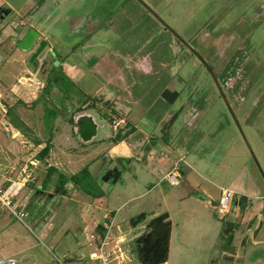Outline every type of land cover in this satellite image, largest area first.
I'll return each instance as SVG.
<instances>
[{"label": "rangeland", "instance_id": "1", "mask_svg": "<svg viewBox=\"0 0 264 264\" xmlns=\"http://www.w3.org/2000/svg\"><path fill=\"white\" fill-rule=\"evenodd\" d=\"M250 1L0 0V185L8 177L26 178L11 197L21 218L0 208V257L95 264L86 237L114 216L109 237H121L126 263L138 264L132 238L140 224L132 229L129 221L145 211L170 221L164 264H210L214 258L217 264H264V95H249L254 85L264 88V19L261 25ZM30 29L39 35L23 50L16 40ZM40 42L44 48L35 58L31 52ZM242 45L250 58L225 86L226 61ZM56 53L73 67L78 93L92 95L72 101L93 118L90 142L60 111L54 120L45 116V100L56 106L58 93L61 107L66 101L64 92L44 86ZM141 56L149 59V73L134 65ZM164 87L180 89V99L164 105ZM190 98L197 110L183 108L162 135L167 142L160 140V125ZM122 126L135 130L114 144ZM48 140V155L39 158ZM100 154L131 156L134 168L111 185L99 182L104 193L98 197L66 182V196L50 201L43 218L35 216V187L49 166L69 176ZM173 172L176 183L169 179ZM56 181L53 173L42 189L52 190ZM226 191L233 199L244 196L243 205L231 203L226 212ZM227 249L235 251L232 258Z\"/></svg>", "mask_w": 264, "mask_h": 264}, {"label": "flooded vegetation", "instance_id": "2", "mask_svg": "<svg viewBox=\"0 0 264 264\" xmlns=\"http://www.w3.org/2000/svg\"><path fill=\"white\" fill-rule=\"evenodd\" d=\"M92 28L94 29L95 25ZM88 30H90V28H88ZM227 44L228 43L225 42L222 45V46H224L223 49H225V47L227 46V48L230 50L231 46H229V44L228 45ZM244 47H247V45ZM245 50L246 49H243V45H242L240 48H237L236 50L233 51V53L235 51H240L242 53L241 65H243V68L245 67V64H247V61L250 58L249 53L248 52L245 53ZM231 51H232V49H231ZM34 52H35V50L33 49V51L31 53H34ZM56 57H58V58H54L53 55L52 56L50 55V64H51L50 71L51 72H50V75L47 77V80H48V78H51V86L49 88L56 87L58 90L64 92L65 100H66L64 103L65 106L61 107V105H60L61 104L60 103L61 97L58 93H55L54 98H53V101H54L53 103L56 106H52L53 107L52 108L51 105H49V104H51V102H47L46 100L43 102V105L45 106V104H48L56 113L58 111H60L63 114V118L68 123H70L72 126L77 128L78 133L80 135L82 133V135L86 137L88 135V130L94 124L93 118L90 115L82 112V111L87 110V108L78 107V108L74 109L72 101H73V99H76L78 101V103H82L84 100L80 98L79 94L90 95V93H85V94H83L84 92L78 93V91H80V89H79V86L77 85V82H76L77 80H74L72 77L73 73H71L69 71H65V68H64L65 58L62 59L61 56L58 55V53H56ZM141 57L142 58H138V59L134 60L135 61L134 65H135L136 69L140 67V69L144 73H147V72L149 73L150 72V70L148 71L149 59L146 56H141ZM233 57L234 56L230 57L228 62L226 61V63H227L225 65V70L227 72L226 77L223 80H221L225 86H226V84H232V82L234 83L235 75L237 77V72L239 70V68L234 70ZM41 65H42V63H41ZM112 67L115 68L116 66H114L112 64ZM59 73H63L64 76L67 78L65 85L63 84V79H59L57 81L55 80V77H57L59 75ZM52 78H54V80H52ZM105 80L110 82L108 79H105ZM246 80H248V78ZM44 86H46V85H44ZM254 86L255 87L253 89H254L255 94H252V95H259L258 93L256 94V92L257 91L260 92L261 89L259 87L261 85L257 84ZM245 87L243 85L238 87V90L240 89V93H242L241 90L245 89ZM166 88L170 89V90H176L174 87H170V88L164 87L161 90V92ZM176 91H177V97L171 103L167 102L165 99H163L161 97V94H159L160 95L159 98H161L164 105L167 106L169 104H174L177 100L180 99V96H181L180 95V89H178ZM250 93H251V91L249 92V95H250ZM76 95L79 98H75ZM90 96H92V95H90ZM37 99H39V95H37V98L35 100H37ZM229 99L231 101L232 97H230ZM251 100H252V98H251ZM186 102L187 103L184 104L182 108H180L181 106L179 105L172 113H170L169 117L166 118L165 121L160 125L159 131L161 134H160L159 138H160V140H164L165 143L167 142V139L162 135L172 126L173 121L177 122L178 119H180V115L182 116L181 110L185 107H187V112L197 110V105L195 104V102H192L191 98L187 99ZM258 103L259 102H258V96H257V102H251L252 107L257 106ZM225 104L227 105L228 108L231 107L229 102L228 103L226 102ZM56 117H57V115L53 118V120ZM124 126H125V124H124ZM124 126L119 128L116 131L115 135L120 131L122 133L126 132L127 128H123ZM133 131H131V132H133ZM131 132L128 135H130ZM90 141H91V139L88 141H85V142H90ZM122 141H120V142H122ZM118 143H116V144H118ZM102 157H104V162H103L102 166L99 168L97 175L95 177L92 176L98 185H99V182L111 185L113 182H116L117 180H119L123 173H126L128 170H131L132 168H134L133 167L134 164L132 162L131 156H128V155H116L113 157H106L104 154H100L94 160H92L90 163H92V162H94L97 159H100ZM105 173H107V174L105 175ZM46 185H43V180H42V182L38 186L35 187L36 192H35L34 196L36 195L38 198H40L39 204L37 205V208L35 209V211H36L35 216H37L38 218H43V215L46 213L45 208L50 201H52L53 199L56 200L57 196H60V195L65 197L67 194L65 191V185L61 186V185L57 184V181L55 182L52 190H50V191H46V190L42 189V187H45ZM243 197L244 196L241 195L238 198L233 199L232 194H231L230 200L225 205V211L226 212L228 211L231 203L236 204V205L237 204L243 205V203L245 201V199H244L245 197L244 198ZM142 212H145V211H142ZM138 214H136L135 216H137ZM158 217H161V219L152 223V225L155 224V231L154 232H152L151 229H146V230L144 229L145 226L151 220L156 219ZM138 224H140V230L137 232H134V235L132 238V249H133V253H134L135 258L138 261V264H164L165 260H166L167 251H168V241H169V235H170V221L168 219L167 214H163V213H159V212H157V213L145 212V215L140 219L139 223H137L136 226ZM132 229H135V228H132ZM231 230H232V228H230V230L227 232H230ZM142 232H143V236L141 237V239L139 241H137V237L140 234H142ZM226 242H227V245H232L231 244L232 241L228 242L226 240ZM224 254L226 256L232 258L235 255V251L232 249H227ZM217 261H218V258H217ZM217 261L215 264H217Z\"/></svg>", "mask_w": 264, "mask_h": 264}, {"label": "built area", "instance_id": "3", "mask_svg": "<svg viewBox=\"0 0 264 264\" xmlns=\"http://www.w3.org/2000/svg\"><path fill=\"white\" fill-rule=\"evenodd\" d=\"M177 177L178 174L176 172L169 174V179L172 183L177 182ZM6 181L8 182L7 185H0V208L3 206L7 207L16 217L21 218L23 214L15 212V207L11 203V197L16 196L18 190L24 186V180L14 181L7 178ZM223 198L224 196L221 201L225 206L231 198V193L227 194L225 202L223 201ZM113 220L114 216H111L110 222L107 225H103L104 231L102 235L94 231L89 237H86L88 245L94 246V249L89 253V257L91 260L95 261V264H127L128 256L123 247H121V244H119L123 241L122 238L120 237L113 240L109 237V231L112 228ZM25 256V254H22L19 257H0V264H22ZM32 264H37L36 258H34Z\"/></svg>", "mask_w": 264, "mask_h": 264}, {"label": "trees", "instance_id": "4", "mask_svg": "<svg viewBox=\"0 0 264 264\" xmlns=\"http://www.w3.org/2000/svg\"><path fill=\"white\" fill-rule=\"evenodd\" d=\"M44 1V0H41ZM239 54L242 53L240 51H235L233 53V67L234 70H236L237 68H239V65H241L240 63H237L239 60L242 59V57H239ZM59 79H63V84H66L67 78L64 76L63 73H59V75L57 77H55V80H59ZM52 80H54V78H52ZM51 86V78H48L47 80V85H46V90L49 89V87ZM24 103L22 100L19 101V104ZM25 104V103H24ZM45 116H47V118H54L57 113L48 105L45 104ZM134 130V127H130L129 130H127L126 132L122 133L121 131L118 132L112 139L111 141L116 144H120L122 142V140H125V137ZM50 140H48L45 144V146L38 152V157L39 158H43L44 156L48 155V151H49V142ZM39 144V143H37ZM53 173H57V184L64 186L66 182H71L74 186L80 188L82 191H84L85 193H87L88 195L92 196V197H98L100 195H103V190L100 188V186L97 184V182L95 181V179L91 176V174L88 171L87 166H84L83 168H81L78 172L70 174L69 176L59 172L57 170V168L55 166H49L47 168L45 177L43 178V185H46L49 180L50 177L52 176ZM96 230L99 234H103V225L99 224L96 226Z\"/></svg>", "mask_w": 264, "mask_h": 264}, {"label": "water", "instance_id": "5", "mask_svg": "<svg viewBox=\"0 0 264 264\" xmlns=\"http://www.w3.org/2000/svg\"><path fill=\"white\" fill-rule=\"evenodd\" d=\"M3 12V10L1 11ZM8 12V11H7ZM7 12H4L5 14H7ZM39 33L37 31H35L34 29H30L27 34L22 38V39H17L16 40V44L22 48L23 50L24 49H28V48H31L33 43L35 42V39L38 37ZM44 48V42H40L39 44V47L35 50V52L33 53V57H36L40 54V52L43 50ZM161 97L163 99H165L167 102L171 103L173 102V100L177 97V91L176 90H170V89H164L162 92H161ZM81 132V131H80ZM96 134V125L93 124L91 126V128L88 130V135L85 137L82 135L81 133V136L83 138L84 141H88L90 140L94 135ZM104 162V157L100 158V159H97L96 161L90 163L87 168H88V171L89 173L91 174V176L95 177L97 175V172L99 170V168L102 166ZM107 173H105L106 175ZM145 215V212H141L139 213L137 216H133L131 219H130V226L131 228H135L136 227V224L139 223L140 219ZM161 217H158L156 219H153L151 220L146 226H145V230L146 229H151L152 232L155 231V224L152 225V223L160 220ZM143 236V232L142 234H140L138 237H137V241H139L141 239V237ZM75 260V259H74ZM65 261H68V262H71V260L67 259ZM217 261V258H214L213 260L210 261V264H215Z\"/></svg>", "mask_w": 264, "mask_h": 264}, {"label": "crops", "instance_id": "6", "mask_svg": "<svg viewBox=\"0 0 264 264\" xmlns=\"http://www.w3.org/2000/svg\"><path fill=\"white\" fill-rule=\"evenodd\" d=\"M261 1V2H260ZM249 6H253V8H254V11L252 12V14H256L257 16H258V18H261V25L263 24V21H262V18L264 19V0H256V1H254V0H251L250 1V3H249ZM2 11V10H1ZM0 11V13H2ZM9 11V10H8ZM247 37V40H246V45H247V47H249L250 46V44H249V39H250V35H247L246 36ZM17 39V38H16ZM257 43V42H256ZM254 49V48H253ZM64 68H65V71H69V72H71V73H73V71H72V66H70V65H68L66 62H65V64H64ZM69 68V69H68ZM264 77V76H263ZM263 86H260L259 88L261 89L260 90V92H256V94L258 93V94H261V95H264V88H262ZM15 91V90H14ZM20 91V89H18L17 90V92L16 93H18ZM250 94H255V92L254 91H252ZM3 95V93H1L0 92V97ZM3 97V96H2ZM2 104V103H1ZM3 105V104H2ZM11 104H9V106L7 107V109L8 108H10L11 106H10ZM117 145H119V144H117ZM116 145V146H117ZM7 179V178H6ZM8 179H9V177H8ZM10 179L11 180H13L11 177H10ZM22 180H24V184H25V180H26V178L24 177V179H22ZM15 181V180H14ZM5 183H8L7 181L5 182ZM80 229V228H79ZM81 230V232L83 231L82 229H80ZM77 231V230H76ZM95 232H97V230L95 229ZM78 233H79V230H78ZM75 259V260H74ZM69 260V259H68ZM71 260V262H73V261H76L77 259H76V257H73V258H71L70 259Z\"/></svg>", "mask_w": 264, "mask_h": 264}, {"label": "bare ground", "instance_id": "7", "mask_svg": "<svg viewBox=\"0 0 264 264\" xmlns=\"http://www.w3.org/2000/svg\"><path fill=\"white\" fill-rule=\"evenodd\" d=\"M224 198H223V201L225 202V198L227 197V191L224 193Z\"/></svg>", "mask_w": 264, "mask_h": 264}]
</instances>
